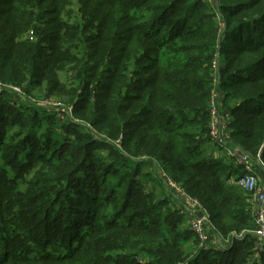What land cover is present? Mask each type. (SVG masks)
<instances>
[{"label": "trees", "instance_id": "trees-1", "mask_svg": "<svg viewBox=\"0 0 264 264\" xmlns=\"http://www.w3.org/2000/svg\"><path fill=\"white\" fill-rule=\"evenodd\" d=\"M215 1L220 41L203 0H0V82L66 99L107 139L0 96V264H257L252 240L200 246L145 187L156 168L220 235L252 227L232 169L208 155L209 102L218 53L230 137L264 161V0Z\"/></svg>", "mask_w": 264, "mask_h": 264}, {"label": "built area", "instance_id": "built-area-1", "mask_svg": "<svg viewBox=\"0 0 264 264\" xmlns=\"http://www.w3.org/2000/svg\"><path fill=\"white\" fill-rule=\"evenodd\" d=\"M203 2L209 5L214 13V21L219 30L218 41H220L223 38L224 23L222 15L218 10L217 2L215 0H203ZM222 62V56L217 53L211 65L213 88L209 102V135L211 145L217 150L222 151L224 156L231 161L232 165L237 167L241 172L239 183L243 184L247 193L248 210L252 217V227L239 233H230L226 237L220 235L212 225L210 214L205 207L196 199L186 194L180 185L172 181L164 172H160V177L172 192L184 200V206L180 209V213L187 218V228L196 234L200 246L207 248L208 245L206 243L210 239L217 250L225 252L231 250L236 242L252 240L253 250L248 263L260 264V258L264 255V184L261 181L264 170L259 168L258 155L255 158L233 143L228 128L229 114L226 110H221L216 106L215 99L217 98L219 101L223 99V92L219 87L220 72L223 68ZM0 96L9 98L7 100L11 105L15 101L14 98L23 99L36 107L46 109L62 124L70 122L83 125L95 139L103 138L107 140L106 137L99 135L89 124L74 118L71 105L53 103L50 98H42L36 101L24 91L23 87L3 84L1 82Z\"/></svg>", "mask_w": 264, "mask_h": 264}, {"label": "rangeland", "instance_id": "rangeland-1", "mask_svg": "<svg viewBox=\"0 0 264 264\" xmlns=\"http://www.w3.org/2000/svg\"><path fill=\"white\" fill-rule=\"evenodd\" d=\"M221 56H222V55H221ZM222 58H223V60L225 61V57L222 56ZM60 79H61L62 81L65 80V78H64L63 75L60 76ZM21 87L26 88L25 85H21ZM28 88H30V93H28V94H29V96L33 97L34 100L37 101V100H41L42 98H46V97L44 96V94H42V93H43V92H42V89L37 88V87H34V86H31V85H29ZM31 88H32V89H31ZM3 97H4V96H3ZM6 99H9V98H6ZM50 99H51V101H52L53 103H60V104H62V105H71L70 103H67V100H66V99H63V98H60V97H57V96H52V97H50ZM14 100H15V101L13 102V105H10V106H12L13 108H15L17 111H19V109H22L23 111H26V110H27L28 108H30L31 106H34V105L28 103L27 101H25V100H23V99H18V98L15 99V98H14ZM230 103H231V102H230ZM228 105H229V102H228ZM35 108H36V107H35ZM36 110L39 112L38 109H36ZM29 111H30V110H29ZM31 113H33V112H31ZM38 115H39L40 117H42V114L38 113ZM47 125L49 126V121H45V122H43V123H42V126L39 127V128H37V133H38V135H40V134L43 132L44 128L47 127ZM98 134H99V133H98ZM99 135H101V136H103V137H106V136H104V135H102V134H99ZM218 151H219V150H218ZM219 152L221 153V156L217 153V158L222 159V160H223V163H224L226 166L230 167V168L232 169V172H233V177L229 180L228 183H229L230 185H235V187H237V189H238L239 191H241V192L244 194V196L246 197V196H247V193H246V191H245V189H244V187H243V184H242V183H239L240 175H241L240 170H239L237 167H235V166L232 165L231 161L228 160V159L224 156V154H223L222 151H219ZM100 153H102V154L105 155V150H104V149H101V150H100ZM249 154H250V153H249ZM208 155H210V154L208 153ZM250 155H251V154H250ZM251 156L257 158V155H251ZM140 160H143V158L140 159ZM137 161H138V160H137ZM138 162H139V161H138ZM258 162H259V164H260L259 168H262V169L264 170V161L260 160V158H259ZM119 167L123 169L122 166H119ZM128 167H129V169H130L131 171L134 169V166H133V165H129ZM146 169H148V168H146V167L142 168V167H141V169H139V170H140L142 173H146V172H147ZM148 171L151 173V175H152V177L155 179V181H154V182L148 181V182L146 183V185H145L146 189H147V190H151V189H153L156 193H160V192L162 193V191H164L163 188L166 187V186H165L164 183L160 180L156 168H153V170H151V171L148 170ZM141 172H140V173H141ZM261 181H262V184H264V174H263V177H262V180H261ZM152 183H153V184H152ZM163 186H164V187H163ZM162 189H163V190H162ZM159 191H160V192H159ZM202 206H203V205H202ZM203 207H204V206H203ZM192 249H195V248H192Z\"/></svg>", "mask_w": 264, "mask_h": 264}, {"label": "crops", "instance_id": "crops-1", "mask_svg": "<svg viewBox=\"0 0 264 264\" xmlns=\"http://www.w3.org/2000/svg\"><path fill=\"white\" fill-rule=\"evenodd\" d=\"M222 65L224 67V65H225V61L224 60L222 62ZM215 103H216V106L218 108H220L221 110H225L224 109L225 107L223 105V99H221V101H219L216 98L215 99ZM207 150H208L207 152L214 158H217V153L221 156V153L211 144H209L207 146ZM163 189H164V191H162V193L159 191L160 193H156L155 192V194L159 195V196L167 197L169 199V201H170V204H172L173 206H175L179 210L182 209L183 206H184V200L181 197L177 196L174 192H172L171 189H169L167 186L164 187ZM183 225H184V227H188V220L185 217L183 218ZM206 244L208 245V247L216 249L210 239H209V241Z\"/></svg>", "mask_w": 264, "mask_h": 264}]
</instances>
